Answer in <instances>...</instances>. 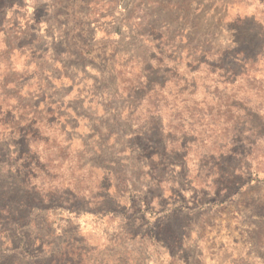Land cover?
Here are the masks:
<instances>
[{
    "label": "rangeland",
    "instance_id": "374dc122",
    "mask_svg": "<svg viewBox=\"0 0 264 264\" xmlns=\"http://www.w3.org/2000/svg\"><path fill=\"white\" fill-rule=\"evenodd\" d=\"M0 264H264V0H0Z\"/></svg>",
    "mask_w": 264,
    "mask_h": 264
}]
</instances>
